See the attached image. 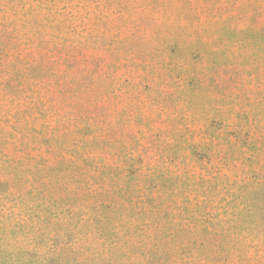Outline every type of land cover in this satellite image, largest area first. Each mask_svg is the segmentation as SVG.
Wrapping results in <instances>:
<instances>
[{
    "label": "rangeland",
    "instance_id": "obj_1",
    "mask_svg": "<svg viewBox=\"0 0 264 264\" xmlns=\"http://www.w3.org/2000/svg\"><path fill=\"white\" fill-rule=\"evenodd\" d=\"M0 264H264V0H0Z\"/></svg>",
    "mask_w": 264,
    "mask_h": 264
}]
</instances>
